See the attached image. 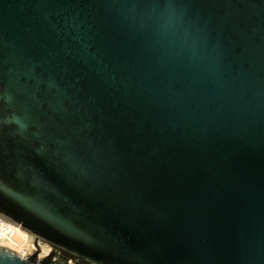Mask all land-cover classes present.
<instances>
[{
    "label": "water",
    "instance_id": "obj_1",
    "mask_svg": "<svg viewBox=\"0 0 264 264\" xmlns=\"http://www.w3.org/2000/svg\"><path fill=\"white\" fill-rule=\"evenodd\" d=\"M0 218V264H264V0H0Z\"/></svg>",
    "mask_w": 264,
    "mask_h": 264
},
{
    "label": "bare ground",
    "instance_id": "obj_2",
    "mask_svg": "<svg viewBox=\"0 0 264 264\" xmlns=\"http://www.w3.org/2000/svg\"><path fill=\"white\" fill-rule=\"evenodd\" d=\"M0 246L7 247L21 257L34 252V244L28 240V233L20 227L0 218ZM41 255L45 256L50 251L49 245H40Z\"/></svg>",
    "mask_w": 264,
    "mask_h": 264
},
{
    "label": "rangeland",
    "instance_id": "obj_3",
    "mask_svg": "<svg viewBox=\"0 0 264 264\" xmlns=\"http://www.w3.org/2000/svg\"><path fill=\"white\" fill-rule=\"evenodd\" d=\"M31 242L33 243V241H31ZM33 244H34V243H33ZM41 244H43V243H38V244H37V246L39 247V249H40V245H41ZM34 246H35V244H34ZM49 250H51V248H50ZM35 251H37V247H36V246H35V250H34V252H35ZM48 253H49V252H48ZM38 255H39L40 257L43 256V255H41V249H40V251H38Z\"/></svg>",
    "mask_w": 264,
    "mask_h": 264
},
{
    "label": "flooded vegetation",
    "instance_id": "obj_4",
    "mask_svg": "<svg viewBox=\"0 0 264 264\" xmlns=\"http://www.w3.org/2000/svg\"><path fill=\"white\" fill-rule=\"evenodd\" d=\"M51 251V250H50ZM54 252V251H52ZM71 257H69L68 263L67 264H73V262L70 260ZM76 260V259H75Z\"/></svg>",
    "mask_w": 264,
    "mask_h": 264
}]
</instances>
